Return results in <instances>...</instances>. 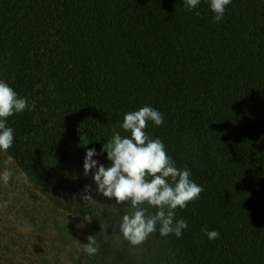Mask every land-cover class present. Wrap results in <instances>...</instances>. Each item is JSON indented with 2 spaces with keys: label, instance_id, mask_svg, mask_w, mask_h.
I'll use <instances>...</instances> for the list:
<instances>
[{
  "label": "trees",
  "instance_id": "obj_1",
  "mask_svg": "<svg viewBox=\"0 0 264 264\" xmlns=\"http://www.w3.org/2000/svg\"><path fill=\"white\" fill-rule=\"evenodd\" d=\"M213 16L209 0H0V80L27 101L6 152L53 206L88 217L74 264H264V0ZM144 106L163 113L146 134L204 191L174 210L180 238L133 246L119 232L130 201L98 193L83 163L95 149L109 167L103 145Z\"/></svg>",
  "mask_w": 264,
  "mask_h": 264
},
{
  "label": "clouds",
  "instance_id": "obj_2",
  "mask_svg": "<svg viewBox=\"0 0 264 264\" xmlns=\"http://www.w3.org/2000/svg\"><path fill=\"white\" fill-rule=\"evenodd\" d=\"M231 2L209 0L214 23L223 19L226 6ZM199 3L200 0H184L189 11L196 9ZM195 14L200 15L199 12ZM26 107V99L18 97L6 82L0 80V150H8L14 140L13 129L6 126V118L24 111ZM148 121L162 125L163 113L150 106L126 113L120 127L129 135L114 132L101 149V153H107L111 165L106 168L93 159L97 155L95 149L87 150L83 163L85 175L95 169L92 176L98 193L115 198L117 204L130 201L131 210L123 215L119 232L133 246L141 245L153 233H159L161 237L174 234L180 238L188 225L183 219H174V210L177 207L185 208L204 191L202 186L190 179L191 172L187 167L178 169L175 166L160 139L146 134ZM11 176L12 172L7 168L0 173V179L5 184ZM81 199L85 202L93 200L89 186H85ZM145 203L157 210L148 212L141 207ZM205 235L210 241L220 238V233L215 230H205ZM87 239L84 252L96 254L99 247L95 237L89 236Z\"/></svg>",
  "mask_w": 264,
  "mask_h": 264
},
{
  "label": "rangeland",
  "instance_id": "obj_3",
  "mask_svg": "<svg viewBox=\"0 0 264 264\" xmlns=\"http://www.w3.org/2000/svg\"><path fill=\"white\" fill-rule=\"evenodd\" d=\"M0 264H74L88 234V217L53 206L0 150ZM87 217V219H86Z\"/></svg>",
  "mask_w": 264,
  "mask_h": 264
}]
</instances>
